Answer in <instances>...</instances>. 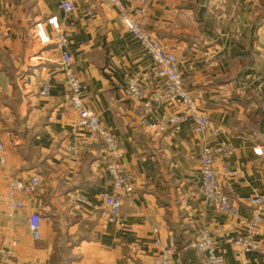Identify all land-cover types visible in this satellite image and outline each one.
<instances>
[{
  "label": "crops",
  "instance_id": "1",
  "mask_svg": "<svg viewBox=\"0 0 264 264\" xmlns=\"http://www.w3.org/2000/svg\"><path fill=\"white\" fill-rule=\"evenodd\" d=\"M104 1L80 0L65 15L59 0H0V257L14 242L12 264H153L154 242L172 237L183 264H203L191 244L206 227L225 264H264V254L227 242L240 235L238 220L202 198L198 162L204 147L230 146L226 163L236 174L221 176V188L240 216L252 217L249 199L264 196V155L255 154L264 146V0H147V30L177 56L185 88L203 99L211 121L202 133L185 122L174 137L149 131L144 100L126 95V78L136 72L149 76L146 96L163 81L150 74L141 45ZM52 17L68 39L83 102L119 142L133 181L122 229L107 221L102 203L112 194L102 144L75 125L59 50L34 36L37 23L52 35ZM48 74L50 93L42 97L38 82ZM180 110L156 105L150 119ZM76 137L82 145L71 161L63 149ZM5 171L23 181L40 178L34 195H15L22 208L10 206ZM32 213L40 216L38 239L29 233ZM256 241L264 246V237Z\"/></svg>",
  "mask_w": 264,
  "mask_h": 264
},
{
  "label": "built area",
  "instance_id": "2",
  "mask_svg": "<svg viewBox=\"0 0 264 264\" xmlns=\"http://www.w3.org/2000/svg\"><path fill=\"white\" fill-rule=\"evenodd\" d=\"M79 1L59 0V7L65 15H70L76 11V4ZM146 4L147 0L104 1L107 8H114L117 11L125 29L141 45L144 55L150 60V74L163 81L162 90L146 96L149 76L144 72H136L126 78V95L134 101L144 100L140 111L146 128L151 132L174 137L185 122H192L198 133L208 131L210 130L211 121L205 113L203 99L185 88L186 79L181 74L177 56L168 51L158 38L147 30ZM90 14L91 11H87V15ZM47 24L52 29V35L45 33L42 24L37 23L34 30L35 39L43 46L54 45L59 50L60 69L68 88V105L77 114L75 125L88 136L99 139L105 152V168L112 189V194L104 196L102 200L107 210V221L122 229L124 227V218L121 214L123 200L133 197L134 187L131 176L122 164L123 153L120 144L103 125L98 115L84 104L81 82L71 69L72 61L67 50L69 42L56 18H49ZM52 77V74H48L38 82L40 96H49ZM161 104H177L181 107V110L160 120L150 119L153 108ZM211 132L217 134L219 128H214ZM81 145L82 143L77 137L74 142L67 144L63 149L66 158L71 161L75 160ZM231 152L232 149L225 143H221L216 148H203L198 159L200 172L199 193L207 204L213 206L222 215L237 218L241 233L236 238H229L227 240L229 244L242 253L257 252L264 254L263 244L256 241L258 237H264V196L254 194L249 199V206L254 213L252 217L245 218L239 215L236 206L221 188V176L231 177L236 174L226 163V158ZM255 154L264 155V146L256 148ZM5 164L4 145L0 140V167L4 168ZM4 179L7 181L6 195L12 208L23 207V202L14 201L16 194L29 198L37 192L41 184L37 175L23 181L13 178L11 171L4 172ZM28 228L31 236L38 239L40 229V216L38 213H32L29 216ZM14 246L15 243L13 242L3 251L0 264H12ZM154 247L156 252L153 264H183L172 237L166 243L156 240ZM191 247L195 252L202 255L203 264H225L223 258L216 252L215 243L208 228L199 227L196 229Z\"/></svg>",
  "mask_w": 264,
  "mask_h": 264
}]
</instances>
